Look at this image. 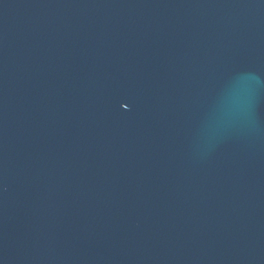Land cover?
I'll list each match as a JSON object with an SVG mask.
<instances>
[{
    "label": "water",
    "instance_id": "95a60500",
    "mask_svg": "<svg viewBox=\"0 0 264 264\" xmlns=\"http://www.w3.org/2000/svg\"><path fill=\"white\" fill-rule=\"evenodd\" d=\"M0 264H264V0H0Z\"/></svg>",
    "mask_w": 264,
    "mask_h": 264
}]
</instances>
